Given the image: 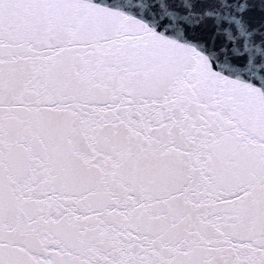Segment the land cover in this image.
<instances>
[{
    "label": "snow or ice",
    "instance_id": "obj_1",
    "mask_svg": "<svg viewBox=\"0 0 264 264\" xmlns=\"http://www.w3.org/2000/svg\"><path fill=\"white\" fill-rule=\"evenodd\" d=\"M0 264H264V0H0Z\"/></svg>",
    "mask_w": 264,
    "mask_h": 264
},
{
    "label": "water",
    "instance_id": "obj_2",
    "mask_svg": "<svg viewBox=\"0 0 264 264\" xmlns=\"http://www.w3.org/2000/svg\"><path fill=\"white\" fill-rule=\"evenodd\" d=\"M253 22H254V23H258V22H259V15H258V14H256V15L254 16Z\"/></svg>",
    "mask_w": 264,
    "mask_h": 264
}]
</instances>
